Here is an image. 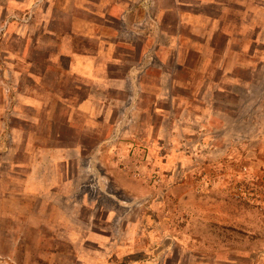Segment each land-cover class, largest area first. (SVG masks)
Wrapping results in <instances>:
<instances>
[{
  "label": "rangeland",
  "instance_id": "obj_1",
  "mask_svg": "<svg viewBox=\"0 0 264 264\" xmlns=\"http://www.w3.org/2000/svg\"><path fill=\"white\" fill-rule=\"evenodd\" d=\"M0 264H264V0H0Z\"/></svg>",
  "mask_w": 264,
  "mask_h": 264
},
{
  "label": "crops",
  "instance_id": "obj_2",
  "mask_svg": "<svg viewBox=\"0 0 264 264\" xmlns=\"http://www.w3.org/2000/svg\"><path fill=\"white\" fill-rule=\"evenodd\" d=\"M85 61V60H84ZM87 67H86V69L85 70H87V72H88V70H89V68H91L90 67V65H86Z\"/></svg>",
  "mask_w": 264,
  "mask_h": 264
}]
</instances>
